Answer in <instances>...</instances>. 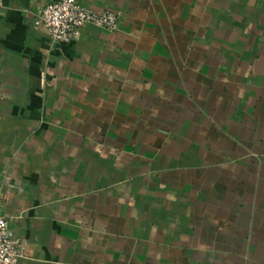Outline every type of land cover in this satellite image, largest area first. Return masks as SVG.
<instances>
[{
    "label": "crops",
    "instance_id": "crops-1",
    "mask_svg": "<svg viewBox=\"0 0 264 264\" xmlns=\"http://www.w3.org/2000/svg\"><path fill=\"white\" fill-rule=\"evenodd\" d=\"M0 0V193L20 264H264V0H80L53 44Z\"/></svg>",
    "mask_w": 264,
    "mask_h": 264
},
{
    "label": "built area",
    "instance_id": "built-area-1",
    "mask_svg": "<svg viewBox=\"0 0 264 264\" xmlns=\"http://www.w3.org/2000/svg\"><path fill=\"white\" fill-rule=\"evenodd\" d=\"M121 14L112 11L94 12L80 0H57L40 9L34 18L36 28L44 29L53 44L78 41L88 27L115 33ZM0 193V264H20L27 258L23 242L14 232L11 220L4 214Z\"/></svg>",
    "mask_w": 264,
    "mask_h": 264
}]
</instances>
